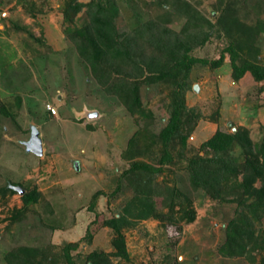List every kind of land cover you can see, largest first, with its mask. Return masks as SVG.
Masks as SVG:
<instances>
[{"label":"rangeland","instance_id":"obj_1","mask_svg":"<svg viewBox=\"0 0 264 264\" xmlns=\"http://www.w3.org/2000/svg\"><path fill=\"white\" fill-rule=\"evenodd\" d=\"M90 1L0 0V108L10 114L0 111V192L12 183L25 192L38 193L37 202L25 210L17 191L0 193V264H6L7 252L21 246H51V252L60 253L65 245L77 243L71 252L76 264H85L93 250L112 252L116 234L103 222L117 218L135 194L132 176H124L135 161L161 167L160 173L151 175L154 213L172 216L174 221L139 220L123 229L129 261L112 257L113 264H260L264 251L230 258L222 253L236 203L194 192L186 167L192 155L211 157L201 145L217 130L235 133L243 129L253 142L261 140L264 80L256 82L249 73L234 80L229 55L224 53L218 68L192 65L182 92L173 83H181L183 74L174 82L140 84L139 108L130 113L96 81L70 40L72 32L89 24L86 5ZM99 1L112 9L119 35L134 37L140 26L165 14L164 4L171 12L166 28L180 33L185 25L180 10L171 5L177 0ZM185 1L211 23L220 14L219 0ZM243 5L237 12L240 21L255 25L264 20V0H245ZM227 43L223 34L215 33L188 55L212 62ZM254 47V56L264 67V33L256 36ZM150 52L146 48L145 57ZM151 74L145 68L141 79ZM178 92L198 118L192 121L194 129L185 147L177 139L171 142L167 151L172 163L160 165L165 150L160 133ZM47 105L56 114L47 111ZM93 111L99 117L88 119ZM31 126L42 140V156L25 149ZM175 189L183 196L175 200L177 206L171 212L169 192ZM181 202L194 210L192 223L179 219ZM256 227L264 231V218Z\"/></svg>","mask_w":264,"mask_h":264},{"label":"trees","instance_id":"obj_2","mask_svg":"<svg viewBox=\"0 0 264 264\" xmlns=\"http://www.w3.org/2000/svg\"><path fill=\"white\" fill-rule=\"evenodd\" d=\"M218 3L220 14L216 21L211 23L200 16L189 2L174 1L172 7L179 9L185 18V25L180 33L166 28V23L171 20V12H167L168 5L164 4L165 14L140 26L133 37L130 34L119 35L116 32L112 9H106L99 0H91L86 5L89 24L72 32L70 40L80 58L91 68L96 81L107 93L116 95L130 113L139 108L140 84L156 83L164 79L166 82H174L183 74L181 83H173L182 92L192 65H210L212 68H218L223 63L224 53L229 55L234 80H239L245 73H249L254 81H263L264 67L254 56L257 53L254 41L260 32L264 33V20H259L255 25H247L238 19V7H244L245 0H226L224 3L219 0ZM215 33L223 34L228 40L226 48L217 60L209 62L188 55L193 47L203 46ZM141 44L150 48L148 57H145L146 48L143 49ZM144 67L152 74L142 80L145 75ZM171 106V117L160 133L165 147L164 155L159 160L160 165L172 163V157L167 151L171 142L179 140L182 148L185 147L186 139L194 129L192 121L198 118L193 109L185 107L179 92L174 95ZM0 111L3 115H10L6 108L1 107ZM135 140L136 138L132 139L130 145H133ZM201 150H204L205 154L211 152L212 155L207 157L195 154L188 160L186 168L191 189L194 192L203 191L213 200L234 202L237 206L235 216L226 228L227 239L222 246V253L229 258L247 254L250 257L253 251L261 254L264 251V231L256 226L260 225L264 218V128L262 138L258 142H253L243 129H237L235 133L217 130L201 145ZM178 154L181 155V152ZM160 172L161 167L155 168L135 161L124 173L125 177L127 174L132 176L130 179L136 184V190L117 218L103 222L104 227L116 234L111 242L113 251L106 253L93 250L86 256L85 264H113L112 257L128 262L129 255L121 232L133 226L135 221H174L172 216L163 217L154 213L151 175ZM257 182L260 183L259 187L255 186ZM13 187L15 185L9 183L0 193H14ZM169 195L172 198L170 211L174 212L177 206L175 200L183 194L175 189L169 192ZM22 199L25 210L29 204L37 202L38 193L24 192ZM184 202H188L187 198H184ZM184 202L178 203L179 219L192 223L195 218L194 210H187ZM51 248L17 247L7 252L4 260L6 264H76L71 252L77 248V243L65 245L60 253L51 252ZM260 258V264H264V255ZM254 259L251 257V260Z\"/></svg>","mask_w":264,"mask_h":264},{"label":"water","instance_id":"obj_3","mask_svg":"<svg viewBox=\"0 0 264 264\" xmlns=\"http://www.w3.org/2000/svg\"><path fill=\"white\" fill-rule=\"evenodd\" d=\"M193 89H194V91H198L197 86H194ZM98 117H99V114L97 111L89 112L87 115L88 119H95ZM30 132L31 133H30L29 140L24 143L25 149L28 153H31V154L36 155V156H42L43 144H42V140L39 137V132H38L37 128L34 126H31ZM75 168L76 169L78 168L77 164H75ZM13 189L15 191H17L20 195H23L25 192L22 189V187H19V186H15V187H13Z\"/></svg>","mask_w":264,"mask_h":264},{"label":"built area","instance_id":"obj_4","mask_svg":"<svg viewBox=\"0 0 264 264\" xmlns=\"http://www.w3.org/2000/svg\"><path fill=\"white\" fill-rule=\"evenodd\" d=\"M46 109H47V111H49L51 114H53V115L56 114L55 109H54L53 107H51L50 105H47Z\"/></svg>","mask_w":264,"mask_h":264}]
</instances>
